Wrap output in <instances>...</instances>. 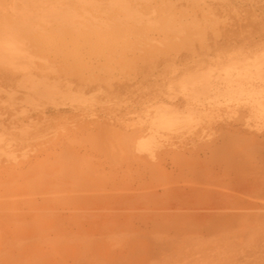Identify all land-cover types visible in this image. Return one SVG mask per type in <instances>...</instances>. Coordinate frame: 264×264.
I'll return each instance as SVG.
<instances>
[{
  "label": "rangeland",
  "instance_id": "rangeland-1",
  "mask_svg": "<svg viewBox=\"0 0 264 264\" xmlns=\"http://www.w3.org/2000/svg\"><path fill=\"white\" fill-rule=\"evenodd\" d=\"M260 41L264 0H0V195H6L0 199V264H94L95 256L102 264H264V149H259L264 148V80L256 75L264 69ZM4 43L12 46L6 49ZM21 63H34L24 66L28 73L40 70L30 72L32 79ZM195 84H211L210 91L197 98ZM14 92L18 97L12 98ZM68 92L72 95H62ZM20 94L28 101L22 103ZM152 108L156 113L176 110L191 121L155 129L159 113ZM12 111L24 112L12 116ZM183 116H177L179 122ZM180 127L184 136L176 138ZM135 128L144 129L147 141L151 134L157 145L144 151L139 146V151L136 146L146 142L139 136L132 151L129 131ZM99 138H109L108 145ZM135 151L154 170L138 161ZM254 177L262 187L252 197L240 187ZM72 234L85 243L69 240ZM43 240H52L53 249Z\"/></svg>",
  "mask_w": 264,
  "mask_h": 264
},
{
  "label": "bare ground",
  "instance_id": "bare-ground-1",
  "mask_svg": "<svg viewBox=\"0 0 264 264\" xmlns=\"http://www.w3.org/2000/svg\"><path fill=\"white\" fill-rule=\"evenodd\" d=\"M52 15H53V14H52ZM52 15H51V16H52ZM59 15H60V14H57V16H59ZM64 15H68V14H64ZM61 16H63V15H61ZM83 18H84V17H83ZM104 25H105V24H104ZM106 28H107V27H106ZM9 39H10V38H9ZM2 40H5V39H2ZM9 41H10V40H9ZM15 41H16V40H15ZM11 42H14V41L12 40ZM124 42H125V41H124ZM260 42H264V41H260ZM239 45H241V43H240ZM4 46H5V48L7 49V46H8V48H9V47H11L12 45H10V44L8 45V43H7V44L4 43V44H3V47H4ZM19 46H20V45H19ZM254 46H255V45H254ZM3 47H2V48H3ZM251 47H252V46H251ZM252 48H253V47H252ZM18 50H19V49H18ZM242 50H243V48H242ZM2 51H3V50H2ZM2 51H1V52H2ZM4 51H5V50H4ZM19 51H20V50H19ZM191 51H192V50H191ZM6 52H7V51H6ZM198 52H199V51H198ZM3 53H4V52H3ZM216 53H217V52L215 51L214 54H216ZM5 54H8V53H5ZM9 54H10V53H9ZM11 54H12V53H11ZM19 54H20V53H19ZM21 54H22V53H21ZM12 55H13V54H12ZM222 55H223V54H222ZM1 56H2V55H1ZM18 56H19V55H18ZM22 56H23V54H22ZM25 56H26V55H25ZM28 56H29V54H28ZM16 57H17V56H16ZM20 57H21V56H20ZM29 57H30V56H29ZM11 58H13V60H14V57H11ZM22 58H23V57H22ZM24 58H25V57H24ZM43 59H45V58H43ZM13 60H9V61H13ZM20 60H21V59H20ZM23 60H24V59H23ZM35 60L37 61L36 58H35ZM35 60H34V61H35ZM39 60H42V58H40V59L38 58V61H39ZM5 61H7V60H5ZM14 61H17V60H14ZM18 61H19V60H18ZM29 61H30V60H29ZM32 61H33V59H32ZM43 61L46 62V60H42V61H40V62H41V63H44ZM0 62H1V61H0ZM30 62H31V61H30ZM24 63H25V62H24ZM28 63H29V62H28ZM31 63H32V62H31ZM31 63H30V64H31ZM204 63H205V62H204ZM233 63H234V62H233ZM2 64H3V63H1V65H2ZM30 64H29V65H30ZM228 64H229V63H228ZM16 65H17V64H16ZM21 65H22V63H21ZM21 65H20V66H21ZM29 65H27V64L25 65V64H24V65H22V67H24V66H29ZM32 65L35 66L34 63H33V64H31V68L33 67ZM18 66H19V65H18ZM20 66H19V68H21L20 70H21L22 72H23V70L26 72L27 67H26V69H25V67H24L23 70H22V67H20ZM237 66H239V65H237ZM10 67H12V65H11ZM16 67H17V66H16ZM44 67H45V66H44ZM28 68H30V66H29ZM36 68H37V67H36ZM36 68H33L32 70H29V73H28V72H26V73L30 74V72L34 71ZM11 69H12V68H11ZM16 69H18V67H17ZM51 69H52V68H51ZM51 69H50V68L47 69V67H46L45 71H46V70L49 71V70H51ZM13 70H15V69L13 68ZM18 70H19V69H18ZM20 70H19V71H20ZM36 70L39 71L40 68H39V70H38V69H36ZM36 70L34 71V73L37 72ZM42 70H43V69H42ZM42 70H41L40 72H42ZM21 71H20V72H21ZM45 71L42 72V73H45ZM259 71H260L261 73L256 74L257 77H258V78L260 77L261 80H264V69L262 68V69H260ZM16 72H17V71H16ZM25 72H23L24 75L22 74V76H21L22 78L26 75ZM49 72H50V71H49ZM53 72H55V70H54ZM53 72H51V73H53ZM37 73H38V72H37ZM37 73H36V74H37ZM42 73H41V74H42ZM186 73H187V72H186ZM12 74L14 75V73H12ZM15 74H16V73H15ZM229 74H230V73H228L227 75H229ZM20 75H21V74H20ZM182 75H183V74H181V76H182ZM26 76H27V75H26ZM26 76H25V77H26ZM30 76L32 77L33 75L30 74ZM179 76H180V75H179ZM187 76H189V75L187 74ZM14 77H15V76H14ZM21 77H20V78H21ZM25 77H24V80H23L22 78H21V79H22L24 82H27V80H28L29 78L27 77V80H25ZM31 77H30V78H31ZM33 77H34V76H33ZM33 77H32V79H33ZM40 77H41V76H40ZM92 77H94V76L92 75ZM20 78H19V79H20ZM35 78H38V77L35 76ZM42 78L44 79L45 77L43 76V77H41V79H42ZM59 78H60V77H59ZM64 78H65V77H64ZM189 78H190V76H189ZM9 79H10V78H9ZM19 79H18V82H17V83L21 82V81H20L21 79H20V80H19ZM38 79H40V78H38ZM75 79H76V78H75ZM184 79L186 80L185 77H184ZM59 80H60V79H59ZM63 80H65V79L62 78L61 81H63ZM182 80H183V79H182ZM9 81H10V80H9ZM31 81H33V80H31ZM31 81L29 80V84H30V83H31V84H34V83H32ZM35 81H37V80H34V82H35ZM54 81H55V80H54ZM24 82H23V83H24ZM37 82H38V81H37ZM45 82H46V84H47V82H48L50 85L53 83L52 80H51V82H50V81H46V79H45ZM86 82H87V81H86ZM182 82H183V81H182ZM182 82H181V83H182ZM187 82H189V81H187ZM27 83H28V82H27ZM54 83L56 84L57 81L54 82ZM58 83H59V81H58ZM67 83H68V82H67ZM25 84H26V83H25ZM29 84H28V85H29ZM31 84H30V85H31ZM38 84H42V83L40 82V83H38ZM107 84H108V83H107ZM185 84H186V83H185ZM185 84H184V85H185ZM34 85H35V84H34ZM52 85H53V84H52ZM180 85H183V84H180ZM184 85H183V86H184ZM237 85H238V84H237ZM38 86H40V85H38ZM53 86H54V85H53ZM165 86H167V84H166ZM194 86L197 88V89L195 88V89H196V92H197V93H196L197 95H195L196 97H197L198 95H202V96H203L204 94H206L207 92H209V91H210V88H211V84H195ZM232 86H233V85H232ZM244 86H245V85H244ZM36 87H37V86H36ZM65 87H66V86L64 85V86L61 87V88L64 89ZM188 87H189V86H188ZM191 87H193V86H191ZM262 87H263V86H262ZM48 88H49V86H48ZM184 88H185V87H184ZM246 88H247V87H246ZM252 88H253V87H252ZM34 89H36V88L34 87ZM52 89H53V88H51V91H52ZM212 89H213V88H212ZM1 90H2V89H0V91H1ZM24 90H26V88H24ZM39 90H40V89H39ZM48 90L50 91V89H48ZM2 91H3V90H2ZM2 91H1V92H2ZM262 91H263V89H262ZM1 92H0V93H1ZM26 92H27V90H26ZM29 92H30V90H29ZM33 92H34V91H31L32 94H34V93L37 94L36 92H34V93H33ZM248 92H250V91H248ZM252 92H253V91H252ZM260 92H261V91H260ZM14 93H15V92H14ZM14 93H10V94H14ZM41 93H43V92H41ZM55 93H56V92H55ZM1 94H2V93H1ZM4 94H5V95H6V94L9 95L8 93H5V91H4ZM16 94H17V93H15V95H14L12 98H14L15 96H17ZM35 94H34V95H35ZM66 94H67V96H66ZM74 94H75V92H74ZM212 94H213V93H212ZM7 95H6V97H7ZM18 95H19V94H18ZM20 95L22 96V98L24 97V98H23L24 100L22 99L23 102H22L21 100H16L17 98H16V99H12V98H11V99L14 100V101L16 100V101H18V102L21 101L22 103H24V101H25V102L28 101V99H27V100L25 99V98H26L25 96H23L22 94H20ZM26 95H27V94H26ZM40 95H41V94H40ZM40 95L38 96L39 98H40ZM46 95L50 96L51 94L47 93ZM62 95L66 96V97H69L68 95H72V94L68 92V93H65V94H62ZM62 95H61V96H62ZM42 96H43V94H42ZM53 96H54V95H53ZM64 96H63V97H64ZM76 96H78V94H76ZM181 96H183V95H181ZM17 97H18V96H17ZM44 97H46V96H44ZM78 97H80V95H79ZM19 98H20V97H19ZM47 98H48V97H47ZM56 98H57V97H56ZM70 98H71V96H70ZM73 98H74V97H73ZM89 98H90V97H88V99H89ZM197 98H198V97H197ZM45 99H46V98H45ZM45 99H44V100H45ZM50 99H51V98H50ZM62 99H63V98H61V100H62ZM78 99H80V98H78ZM78 99H76V101H77ZM88 99H87V100H88ZM90 99H91V98H90ZM90 99H89V100H90ZM146 99H147V97H146ZM183 99H184V98H183ZM254 99H255V98H254ZM46 100H47V99H46ZM68 100H70V99L68 98ZM68 100H65V102L68 101ZM71 100H72V99H71ZM82 100H83V99H82ZM84 100H85V99H84ZM89 100H88V101H89ZM91 100H92V99H91ZM144 100H145V99H144ZM251 100H252V99H251ZM47 101H50V100H47ZM57 101H60V100H59V97H58ZM80 101H81V99H80ZM142 101H143V100H142ZM52 102H53V101H52ZM69 102L72 103L71 101H68V103H69ZM78 102H79V101H78ZM257 102H258V101H257ZM31 103H32V102H31ZM85 103H86V102H85ZM91 103H92V102H91ZM93 103H94V102H93ZM253 103H254V102H253ZM1 104H3V103H1ZM47 104H48V103H47ZM79 104H80V103H79ZM137 104H138V103H137ZM4 105H5V104H4ZM139 105H140V104H139ZM159 105H160V104H159ZM260 105H261V104H260ZM260 105H259V107H260ZM163 107H164V106H163ZM167 107H168V106H167ZM185 107H186V106H185ZM255 107H256V106H255ZM257 108H258V107H257ZM257 108H256V109H257ZM153 109H154V108H152V110H153ZM155 109H156V108H155ZM167 109H168V108H167ZM201 109H202V108H201ZM250 109L252 110V108H250ZM253 109H254V108H253ZM15 110H17V109H15ZM152 110H151V112L154 113L155 111L153 110V111H154V112H153ZM159 110H160V109H159ZM194 110H196V109H194ZM203 110H204V109H203ZM259 110H260V108H259ZM18 111H20V110H18ZM24 111H25V110H24ZM24 111H21V112H19V113H22V112H24ZM147 111H148V110H147ZM198 111H199V110H198ZM248 111H249V110H248ZM257 111H258V110H257ZM261 111H264V110H261ZM12 112H13V111H12ZM14 112H15V111H14ZM14 112H13L14 115H12V116H15V113H16V115L19 114V113H17V111H16L15 113H14ZM26 112H27V111H26ZM148 112H150V111H148ZM151 112H150V113H151ZM156 112H157V111H156ZM156 112H155V113H156ZM255 112H256V111H255ZM9 113H10V112H9ZM143 113H145V112H143ZM155 113H154V114H155ZM158 113H159L160 115H159ZM158 113H156V114H158V115H157V118H155L154 121H153L154 127L156 126L155 129H157L158 127H160V128H162V129L170 130V129H173V128L176 126V123H177V122H178V123H177V125H178L179 123H184V121H186V123H188L189 121H191L190 119L187 120L188 118L185 120V119H184V116H183L184 114H182L181 112H180L181 114H179V111H176V110H171V109H170V110H165V109H164L163 111L160 110V112H158ZM187 113H188V112H187ZM195 113H196V112H195ZM200 113H202V112H200ZM200 113H199V115H200ZM253 113H254V112H253ZM146 114H147V113H146ZM188 114H190V113H188ZM203 114H204V111H203ZM214 114H215V113H214ZM5 115H6V114H5ZM19 115H20V114H19ZM149 115H150V114H149ZM151 115H153V114H151ZM179 115H182V116H183V119H182L183 122H179V121L181 120V118H182L181 116H180L181 118L179 117V118H180L179 120L177 119V116H179ZM186 115H187V114H186ZM199 115H198V116H199ZM204 115H205V114H204ZM204 115H203V116H204ZM12 116H11L10 118H12ZM189 116H190V115H189ZM198 116H197V117H198ZM243 116H244V114L242 115V117H243ZM201 117H202V115H201ZM205 117H206V116H205ZM205 117H204V118H205ZM260 117H261V116H260ZM192 119H193V118H192ZM194 120H195V119H194ZM187 121H188V122H187ZM150 122L152 123V121H150ZM207 122H208V121H207ZM151 123H150V124H151ZM192 123H193V122H192ZM8 124H9V123H8ZM184 124H185V123H184ZM189 124H191V122H190ZM189 124H188V125H189ZM245 124H246V123H245ZM129 125H130V124H128V126H129ZM151 125H152V124H151ZM18 126H19V125H18ZM143 126H144V125H143ZM178 126H179V125H178ZM178 126H177V127H178ZM105 127H106V126H105ZM105 127H104V128H105ZM129 127H130V126H129ZM144 127H145V126H144ZM186 127H187V126H186ZM106 128H107V127H106ZM126 128H127V127H126ZM132 128L134 129V127H132ZM191 128H192V127H191ZM229 128H230V127H229ZM240 128H241V127H240ZM133 129H132V130H133ZM146 129H147V128H145V130H146ZM148 129H149V128H148ZM176 129H177V128H176ZM182 129H183V128H182ZM220 129H221V128H220ZM223 129H224V128H223ZM132 130H131V131H132ZM135 130H136V128H135ZM135 130H134V131H135ZM139 130H140V129H139ZM139 130H136L134 133H132V132L129 131V134H130V135H129V134H128V135L131 137V141H132V143H133V145H131V144L128 145L130 148H131V146H134V144H136V142H135V143L133 142L134 139H135V141H137V140L140 139L139 136H141V137H144V136H145V135H143V134H144V132H143L144 129L142 130V128H141V130H142V131L140 130L141 132H140ZM238 130H239V129H238ZM117 131H118V130H117ZM119 131H120V129H119ZM146 131H147V130H146ZM212 131H213V130H212ZM224 131H225V130H224ZM226 131H227V130H226ZM239 131H240V130H239ZM89 132H90V131H89ZM89 132H88V134H89ZM139 132H140V133L143 132V133H142L143 136H142V135H139V134H140ZM147 132H148V131H147ZM90 133H92V132H90ZM119 133H120V132H119ZM152 133H154V132H152ZM186 133H187V131H186ZM227 133H228V132H227ZM237 133H238V131H237ZM240 133H241V132H240ZM248 133H249V132H248ZM86 134H87V133H86ZM97 134H98V133H97ZM97 134H96V136H97ZM102 134H103V131H102ZM107 134H108V133H107ZM122 134H123V131H122ZM145 134H146V133H145ZM147 134H148V133H147ZM154 134H155V133H154ZM174 134H175L174 137H176V138H177L178 136H180V135L182 136V135H183V131H181V127H180V130H179L177 133H174ZM215 134H216V133H215ZM234 134H235V133H234ZM242 134H243V133H242ZM89 135H90V134H89ZM91 135L94 136V134H91ZM103 135H104V134H103ZM157 135H158V134H157ZM186 135H187V134H186ZM201 135H202V134H201ZM201 135H200V136H201ZM207 135H208V134H207ZM207 135H206V136H207ZM212 135H213V134H212ZM239 135L241 136V134H239ZM239 135H238V136H239ZM243 135H245V134H243ZM1 136H3V135H1ZM1 136H0V137H1ZM112 136H113V135H112ZM126 136H127V134H126ZM147 136H148V135H147ZM149 136H150V137H149ZM149 136H148V138H149L148 141L145 139L146 136L144 137V139H145V141H146L145 143H144V140H141V139H142V138H141V139H140L141 141L139 140V141H140L139 145L136 144V145H138V146H136V147L138 148V147L140 146V147L142 148V150H143V149H146V147H147L149 144H151V145H149V146H154V145L156 144V140L154 139V140H155V142H154L153 137L151 136V134H149ZM171 136H172V135H171ZM183 136H184V135H183ZM226 136H228V135H226ZM245 136H247V135H245ZM249 136H250V135H249ZM251 136H252V134H251ZM251 136H250V137H251ZM4 137H5V135H4ZM6 137H8V136H6ZM109 137H110V136H109ZM117 137H118V136H117ZM120 137H122V138H128V136L125 137V136H122V135H121ZM136 137H138L139 139L136 138ZM172 137H173V136H172ZM208 137H209V136H208ZM208 137H206V139H207ZM234 137H235V139H236V136H235V135H234ZM2 138H3V137H2ZM97 138H98V136H97ZM97 138L95 137V140H96ZM122 138H121V139H122ZM148 138H147V139H148ZM158 138H159V137H158ZM160 138H161V137H160ZM194 138H195V137H194ZM194 138H193V139H194ZM227 138H228V137H227ZM71 139H72V138H71ZM83 139H84V138H83ZM106 139H107V140H106ZM106 139L104 138V139H102L103 141H101L100 138H99L97 141H98V142L101 141L102 144H107V145H108L107 142H108V139H109V138H106ZM238 139H239V137H238ZM73 140H74V139H72L71 141L73 142ZM84 140H85V139H84ZM84 140H83V141H84ZM88 140H89V142H90V144H91V147H92V149H93V145H92L93 143H91V141H92L93 139H88ZM99 140H100V141H99ZM105 140H106L107 142H105ZM263 140H264V138H263ZM263 140H260V142L262 141V143H263ZM17 141H18V140H17ZM29 141H30V140H29ZM77 141L80 142V139H78V140H74V142H75L76 144H77ZM81 141H82V138H81ZM86 141H87V140H86ZM200 141H201V140H200ZM216 141H217V140H216ZM249 141H250V140H249ZM0 142H3V141L0 139ZM5 142H7V141H5ZM21 142H22V141H21ZM26 142H27V141H26ZM72 142H71V143H72ZM89 142L87 141V143H89ZM98 142L95 141L96 144H97ZM141 142H143V143H141ZM195 142H196V141H195ZM17 143H18V142H17ZM85 143H86V142H85ZM152 143H153V144L155 143V144L152 145ZM197 143H198V142H197ZM203 143H204V142H203ZM262 143H259V144L261 145ZM7 144H8V143H7ZM158 144H159V143H158ZM156 145H157V144H156ZM160 145H161V144H160ZM163 145H164V144H163ZM168 145H169V143H168ZM200 145H201V144H200ZM122 146H123V145H122ZM164 146H165V145H164ZM164 146H163V147H164ZM181 146H182V145H181ZM210 146H211V145H210ZM102 147H103V146H102ZM123 147H124V146H123ZM160 147H162V145H161ZM169 147H171V146H169ZM194 147H195V146H194ZM261 147H262V146H261ZM83 148H84V147H83ZM133 148H135V146L132 147V151H134ZM141 148H140V149H141ZM178 148H179V147H178ZM178 148H177V149H178ZM180 148H181V147H180ZM25 149H26V148H25ZM97 149H98V148H97ZM123 149H124V148H123ZM123 149H122V150H123ZM125 149H126V148H125ZM128 149H129V148H128ZM155 149H157V147H156ZM161 149H162V148H161ZM165 149H166V148H164L163 151H164ZM171 149H172V147H171ZM184 149H185V148H184ZM191 149H192V148H191ZM259 149H264V148H260V147H259ZM122 150H121L120 153H122L121 156L123 157V156H124V154H123L124 152H122ZM135 150H137V149H135ZM138 150H139V148H138ZM138 150H137V151H138ZM169 150H170V149H169ZM169 150L167 149L168 152H170ZM179 150H180V149H179ZM186 150H187V149H186ZM199 150H200V149H199ZM247 150H248V149H247ZM0 151H1V150H0ZM22 151H23V150H22ZM111 151H112V150H111ZM137 151H135L134 153L136 154ZM139 151H140V150H139ZM139 151H138V152H139ZM143 151H144V150H143ZM147 151H148V149L145 151V155H147V153H148ZM157 151H158V150H157ZM171 151H172V150H171ZM177 151H178V150H177ZM20 152H21V151H20ZM128 152H129V151H128ZM149 152H150V151H149ZM154 152H155V151H154ZM160 152H161V151H160ZM160 152H157V153L159 154ZM175 152H176V150H175ZM183 152H184V151H183ZM1 153H3V152H1ZM1 153H0V155H2ZM15 153H17V152H15ZM21 153H22V152H21ZM21 153H20V154H21ZM63 153H64V152H63ZM63 153H62V156L64 157ZM139 153H140V152H139ZM157 153H156V154H157ZM161 153H162V152H161ZM4 154H5V153H4ZM59 154H60V156H61V153H59ZM70 154H71V153H70ZM125 154H126V153H125ZM137 154H138V153H137ZM137 154H136V157L139 156V155H137ZM150 154H151V153H150ZM186 154H187V153H186ZM6 155H7V154H6ZM9 155H12V157H13V156H16L14 153L9 154ZM18 155H19V153H18ZM18 155H17V156H18ZM128 155H129V159H130V158L133 159V154H131V152H130V154L128 153ZM131 155H132V156H131ZM142 155H144V154L142 153ZM145 155H144V156H145ZM237 155H238V154H237ZM20 156H21V155H19L18 158H20ZM60 156H58V157H59V158H58L59 161H61V160L63 159V157L61 158ZM147 156H150V155L148 154ZM3 157H4V159H9V158H5L4 155H3ZM24 157H25V156H24ZM69 157H70V156H69ZM110 157H111V156H110ZM122 157H121V158H122ZM125 157H127V156L125 155ZM136 157H135L134 160H136ZM71 158H72V157H71ZM90 158H91V156H90ZM123 158H124V157H123ZM127 158H128V157H127ZM127 158H125V159H127ZM139 158H140V156L138 157V161L140 160ZM144 158L146 159V157H144ZM15 159H16V158H15ZM15 159H14V160H15ZM64 159H65V158H64ZM64 159H63V160H64ZM91 159H92V158H91ZM91 159H90V161H91ZM94 159H95V158H94ZM142 159H143V158H142ZM142 159H141V160H142ZM164 159H165V158H164ZM66 160H67V159H66ZM68 160H69V159H68ZM122 160H123V159H122ZM141 160H140V161H141ZM184 160H185V159H184ZM239 160H240V159H239ZM11 161H12V159H11ZM56 161H57V160H56ZM56 161H55V162H56ZM79 161H80V160H79ZM79 161H78V163L80 164ZM149 161H150V160H149ZM151 161H152V160H151ZM1 162H2V161H1ZM55 162H54V163H55ZM76 162H77V161H76ZM126 162H127V161H126ZM141 162H143V164L145 165L144 162H147V161H144V159H143ZM141 162H140V163H141ZM152 162H154V161H152ZM155 162H156V161H155ZM7 163H8V162H7ZM39 163H41V162H39ZM51 163H53V162H51ZM61 163H62V162H61ZM61 163H60V165H61ZM123 163H124V161H123ZM150 163H151V162H150ZM79 164H78V165H79ZM152 164H153V163L148 164L149 166H146V165H145V166H146V167H151V168H152V167H154ZM154 164H155V163H154ZM40 165H41V164H40ZM52 165H53V164H52ZM83 165H84V164H83ZM87 165H88V164H87ZM135 165L137 166L136 163H135ZM221 165H222V164H221ZM21 166H22V165H21ZM165 166H166V165H165ZM202 166H203V165H202ZM202 166L199 165V167H202ZM53 167H54V166H53ZM69 167H70V166H69ZM69 167H68V168H69ZM131 167H132V164H131ZM134 167H135V166H134ZM134 167H133V168H134ZM155 167H156V169H157V164L155 165ZM1 168H2V167H1ZM4 168H5V167H4ZM142 168H143V166H142ZM204 168H205V167H204ZM26 169H27V168H26ZM26 169H25V171H26ZM131 169H132V168H131ZM214 169H216V168H214ZM58 170H59V169H58ZM66 170H67V169H66ZM124 170H125V169H124ZM152 170H154V169L152 168ZM55 171H57V170L55 169ZM67 171H68V170H67ZM133 171H134V172H133ZM133 171H129L130 173L128 172V174L131 175V172H133L134 174H135V171L138 172V171H137V168H136V169H133ZM150 171H151V170H150ZM156 171H158V170H156ZM14 172H15V171H14ZM33 172H34V171H33ZM57 172H58V171H57ZM144 172H145V171H144ZM147 172H148V171H147ZM167 172H168V171H167ZM170 172H171V171H170ZM16 173H17V172H16ZM53 173H55V172H53ZM126 173H127V171H125V174H126ZM156 173H157V172H156ZM249 173H250V172H249ZM32 174H33V173H32ZM36 174H38V172H37ZM41 174H42V172H41ZM48 174L50 175V173H48ZM48 174H47V175H48ZM51 174H52V173H51ZM57 174L59 175L60 173H57ZM123 174H124V172H123ZM123 174H122V175H123ZM170 174H171V173H170ZM174 174H175V173H174ZM176 174H177V176H178L179 173L177 172ZM252 174H253V173H252ZM39 175H40V174H38L37 176H39ZM47 175H46V176H47ZM116 175H117V174H116ZM126 175H127V174H126ZM223 175H224V174H223ZM242 175H243V174H242ZM253 175H254V174H253ZM253 175H252V176H253ZM12 176H13V174H12ZM50 176H51V175H50ZM55 176H57V175L55 174L54 177H55ZM117 176H119V175H117ZM177 176H176V177H177ZM205 176H206V174H205ZM243 176H246V175H243ZM243 176H242V177H243ZM247 176L250 177L249 174H248ZM247 176H246V177H247ZM256 176H258V175H256ZM47 177H48V176H47ZM57 177H58V176H57ZM136 177H137V176H136ZM166 177H167V176H166ZM248 177H247V178H248ZM32 178H33V177H32ZM49 178H50V177H49ZM222 178H225V177L222 176L221 178H218V179H220V181H221ZM25 179H26V178H25ZM51 179H52V178H51ZM57 179H58V178H57ZM127 179H128V178H127ZM205 179H206V178H205ZM255 179H257V178L254 177V178L252 179L253 181H248V182H245L243 179H241V181H242V180L244 181L243 184L245 183V185L241 186L240 188L245 187V188H242V190H243V189H244V191H245V189H246L247 191L249 190V191H250L249 193L251 194V193L253 192V195H254L256 191L260 190V189L257 190V188L259 187V184H260V187H262L261 185H262V183H264V182H262V183L259 182V184H258V182L255 181ZM115 180H116V179H115ZM120 180H121V178H120ZM125 180H126V179H125ZM207 180H208V179H207ZM207 180H206V181H207ZM213 180H214V178H213ZM213 180L211 179L210 181H213ZM260 180H262V179H260ZM43 181H44V180H43ZM55 181H56V180H55ZM262 181H263V180H262ZM13 182H14V181H13ZM22 182L25 183V181H21L20 185L22 184ZM68 182H69V181H68ZM143 182H144V181H143ZM169 182H170V181H169ZM199 182H200V181H199ZM208 182H209V181H208ZM233 182H234V181H233ZM0 183H1V182H0ZM10 183H11V182H10ZM24 183H23V184H24ZM35 183H36V182H35ZM58 183H59V182H58ZM184 183H185V182H184ZM210 183H211V182H210ZM2 184H3V183H1L0 185H2ZM8 184H9V183H8ZM26 184H27V183H26ZM70 184H71V182H70ZM181 184H182V183H181ZM185 184H186V183H185ZM187 184H189V183H187ZM34 185H35V184H34ZM177 185H178V184H177ZM196 185H197V184H196ZM234 185H235V184H234ZM2 186H4V185H2ZM71 186H73V185H71ZM170 186H172V185H170ZM173 186H174V184H173ZM200 186H202V185H200ZM236 186L238 187L239 185H236ZM21 187H22V186H21ZM34 187H35V186H34ZM53 187H54V186H53ZM124 187H125V186H124ZM144 187L146 188L147 186H146V185H145V186L143 185V188H144ZM166 187H168V186H166ZM193 187H194V186H193ZM260 187H259V188H260ZM127 188H128V187H127ZM160 188H161V187H160ZM213 188H214V187H213ZM240 188H239V189H240ZM262 188H264V187H262ZM262 188H261V189H262ZM68 189H69V186H68ZM80 189H82V188H80ZM84 189H85V193H86V191H87V190H86V187H85ZM84 189H82V190L84 191ZM101 189H102V188H101ZM131 189H132V188H131ZM140 189H141V188H140ZM146 189H147V188H146ZM154 189H155V187H154ZM161 189H162V188H161ZM180 189H181V188H180ZM184 189H185V188H184ZM191 189H192V188H191ZM231 189H232V188H231ZM239 189H238L237 191H239ZM15 190H16V189H15ZM110 190H111V189H110ZM148 190H149V189H148ZM155 190H156V189H155ZM177 190H178V189H177ZM242 190H241V195L238 193L240 196H243V194H245L244 191H243L244 193L242 194ZM21 191H22V190H21ZM25 191H26V190H25ZM41 191H43V189H41ZM41 191H40V192H41ZM63 191H64V190H63ZM77 191H78V190H77ZM79 191H80V190H79ZM100 191H101V190H100ZM102 191H103V190H102ZM117 191H118V190H117ZM128 191L131 192L130 190H128ZM140 191H141V190H140ZM146 191H147V190H146ZM149 191H150V190H149ZM189 191L192 192V191H194V190L192 189V190H189ZM237 191H236V193H237ZM247 191H246V195H247ZM10 192H11V191H10ZM44 192H45V191H43L42 193H44ZM80 192H81V191H80ZM107 192H108V191H107ZM115 192H116V191H115ZM121 192H122V191H121ZM136 192H137V191H136ZM260 192H261V191H260ZM46 193H47V192H46ZM48 193H49V192H48ZM59 193H61V191H59ZM59 193H57L56 195H60ZM90 193H91V192H90ZM144 193H145V192H144ZM176 193H177V192H176ZM182 193L184 194V193H186V191H185V192L183 191ZM232 193H233V191H232ZM14 194L16 195V193H14ZM14 194H13V195H14ZM44 194H45V193H44ZM62 194H64V193H62ZM62 194H61V195H62ZM70 194H71V193H70ZM70 194H68V195H70ZM73 194H74V193H73ZM145 194L147 195L148 192L145 193ZM183 194H182V195H183ZM186 194H187V193H186ZM186 194H185V195H186ZM3 195H5V193L2 194V195H0V197H1L0 199H4V197H5L6 195H5V196H3ZM15 195H14V196H15ZM18 195H19V194H18ZM36 195H37V194H36ZM46 195H48V194H46ZM52 195H53V194H52ZM61 195H60V196H61ZM64 195H66V194H64ZM75 195H76V194H75ZM77 195H78V194H77ZM142 195H144V194H142ZM161 195H162V194H161ZM225 195H226V194H225ZM225 195H224V196H225ZM234 195H235V194H234ZM236 195H237V194H236ZM255 195H256V194H255ZM7 196H8V195H7ZM16 196H17V195H16ZM20 196H21V195H20ZM20 196H18V198H19ZM39 196L44 197V195H39ZM50 196H51V195H50ZM144 196H145V195H144ZM147 196H149V194H148ZM158 196L160 197V194H159ZM186 196H187V195H186ZM226 196H227V195H226ZM226 196H225V198L223 197V199H224L225 201H230V199H229L230 196L228 195V196H229L228 198H227ZM251 196H252V194H251ZM8 197H9V196H8ZM11 197H12V195H11ZM23 197H26V195L23 196ZM27 197H28V196H27ZM30 197H31V196H30ZM45 197H46V196H45ZM91 197H92V196H91ZM91 197H90V198H91ZM127 197H128V196H127ZM234 197H235V196H234ZM236 197H237V196H236ZM244 197H245V196H244ZM252 197H253V196H252ZM6 198H7V197H6ZM20 198H21V197H20ZM33 198H34V197H33ZM40 198H41V197H40ZM117 198H118V197H117ZM117 198H116V199H117ZM129 198L132 199V197H129ZM160 198H161V197H160ZM211 198H212V197H211ZM214 198H215V197H213V199H214ZM230 198H231V197H230ZM257 198H258V197H257ZM9 199H11V198H9ZM12 199L14 200L15 198H12ZM21 199H23V198H21ZM21 199H20V200H21ZM31 199H32V198H31ZM172 199H173V198H172ZM216 199L219 201V198H218V197H217ZM228 199H229V200H228ZM87 200H88V199H87ZM113 200H114V199H113ZM124 200H125V199H124ZM211 200H212V199H211ZM217 200H215V201H217ZM232 200H233V199H232ZM18 201H19V200H18ZM51 201H52V200H51ZM89 201H90V200H89ZM122 201H123V200H122ZM125 201H126V200H125ZM212 201H214V200H212ZM104 202H105V201H104ZM129 202H130V201H129ZM171 202L175 203L176 201H175V200H173V201L171 200ZM222 202H223V201H222ZM245 202H246V201H245ZM16 203H17V202H16ZM94 203H95V202H94ZM119 203H120V202H119ZM163 203H164V202H163ZM207 203H208V202H207ZM213 203H215V202H213ZM21 204H22V203H21ZM120 204H121V203H120ZM120 204H118V205L120 206ZM122 204L125 205V203H122ZM144 204H145V203H144ZM183 204H184V203H183ZM198 204H199V203H198ZM198 204H196V205H198ZM223 204H224V203H223ZM230 204H231V203H230ZM137 205H138V204H137ZM137 205H136V207H137ZM176 205H177V203H176ZM210 205H213L212 202H211ZM215 205H216V204H215ZM101 206H102V205H101ZM125 206H126V205H125ZM144 206H145V205H144ZM185 206H186V208H184V209H187V205H185ZM202 206H203V205H202ZM217 206H218V205H217ZM220 206H221V205H220ZM229 206H230V205H229ZM236 206H237V205H236ZM16 207H17V204H16ZM84 207H85V206H84ZM133 207H134V205H133ZM133 207H132V208H133ZM167 207H168V206H167ZM170 207H171V206H170ZM177 207H178V206H177ZM196 207H197V206H196ZM200 207H201V206H200ZM200 207H199V208H200ZM205 207H208V206H205ZM212 207H213V206H212ZM218 207H219V206H218ZM11 208H12V207H11ZM39 208H40V207H39ZM124 208H125V207H124ZM175 208H176V206H175ZM182 208H183V207H182ZM201 208L203 209V207H201ZM213 208H214V207H213ZM222 208H223V207H222ZM222 208H221V209H222ZM17 209H18V208H17ZM115 209H116V208H115ZM120 209H121V208H120ZM127 209H128V208H127ZM129 209H131V208H129ZM164 209H165V208H164ZM169 209H170V208H169ZM172 209H173V208H172ZM177 209H178V208H177ZM177 209H175V210H177ZM189 209H190V208H189ZM189 209H187V210L189 211ZM208 209H209V207H208ZM211 209H212V208H211ZM224 209H227V206H226V207L224 206ZM228 209H231V208L228 207ZM42 210H43V209H42ZM51 210H52V209H51ZM170 210H171V209H170ZM236 210H238V212H239V209H238V208H237ZM241 210H243V208H241ZM37 211H38V210H37ZM83 211H84V210H83ZM117 211H118V210H117ZM119 211H120V210H119ZM141 211H143V210H141ZM159 211H160V210H159ZM172 211H173V210H172ZM182 211H183V210H182ZM194 211H195V210H194ZM197 211H200V209H199V210L197 209ZM203 211H204V210H203ZM211 211H212V210H211ZM214 211H221V210H219V209L216 210V208H215ZM214 211H213V212H214ZM225 211H226V210H225ZM43 212H45V211H43ZM61 212H62V211H61ZM69 212H70V211H69ZM73 212H74V211H73ZM89 212H90V211H89ZM231 212H233V211H231ZM101 213H102V212H101ZM203 213H204V212H203ZM28 214H29V213H28ZM28 214H27V215H28ZM31 214H32V213H31ZM116 214H117V213H116ZM167 214H168V213H167ZM215 214H216V213H215ZM6 215H7V214H6ZM6 215H5V217H6ZM9 215H10V214H9ZM17 215H18V214H17ZM17 215H16V216H17ZM20 215H21V214H20ZM20 215H19V216H20ZM29 215H30V214H29ZM47 215H49V214H47ZM83 215H84V214H83ZM83 215H82V216H83ZM91 215H92V214H91ZM93 215L95 216L96 214H93ZM93 215H92V216H93ZM142 215H143V214H142ZM205 215H206V214H205ZM216 215H217V214H216ZM25 216H26V215H25ZM25 216H24V217H25ZM31 216H32V215H31ZM84 216H85V215H84ZM1 217H3V215H1ZM20 217H21V216H20ZM26 217H27V216H26ZM32 217H33V216H32ZM49 217H50V216H49ZM89 217H91V216L89 215ZM95 217H96V216H95ZM17 218H18V217H16V219H17ZM27 218H28V217H27ZM40 218H41V217H40ZM86 218H87V217H86ZM204 218H205V217H204ZM13 219H15V218H12V220H13ZM16 219H15V220H16ZM24 219H26V218H24ZM24 219H23V220H24ZM69 219H70V218H69ZM83 219H84V218H83ZM88 219H89V218H88ZM19 220H20V219H19ZM21 220H22V219H21ZM23 220H22V221H23ZM28 220H29V219H28ZM59 220H60V219H59ZM80 220H82V219H80ZM150 220H151V219H150ZM4 221H5V220H4ZM57 221H58V220H57ZM60 221H61V220H60ZM60 221H59V223H60ZM98 221H99V219H98ZM158 221H159V220H158ZM11 222H13V221H11ZM11 222H9V223H11ZM15 222H16V221H15ZM17 222L20 223L21 221H17ZM0 223H1V221H0ZM6 223H7V222H6ZM25 223H26V222H25ZM46 223H47V221H46ZM64 223H65V222H64ZM80 223H81V222H80ZM88 223H89V222H88ZM256 223H257V222H256ZM15 224H16V223H15ZM26 224H27V223H26ZM28 224H29V222H28ZM57 224H58V223H57ZM73 224H74V223H73ZM73 224H72V225H73ZM109 224H110V222H109ZM111 224H112V223H111ZM205 224H206V223H205ZM205 224H204V225H205ZM13 225H14V223H13ZM58 225H59V224H58ZM80 225H81V224H80ZM103 225H104V224H103ZM239 225H240V224H239ZM260 225H261V223H260ZM55 226H56V225H55ZM216 226H217V225H216ZM254 226H255V225H254ZM254 226H253V227H254ZM21 227H22V226H21ZM41 227H42V226H41ZM106 228H107V227H106ZM111 228H112V227H111ZM250 228H251V227H250ZM16 229H17V228H16ZM21 229H22V228H21ZM21 229H19V230L21 231ZM25 229H27L26 226H25ZM108 229H109V228H108ZM0 230H1V229H0ZM2 230H3V229H2ZM2 230H1V231H2ZM10 230H11V229H10ZM19 230H18V231H19ZM104 230H105V229H104ZM109 230H110V229H109ZM4 231H5V230H4ZM25 231H26V230H25ZM12 232L15 233L16 231H15V232L12 231ZM111 232H112V231H111ZM2 233H3V231H2ZM4 233H6V232H4ZM24 233H25V232H24ZM41 233H42V232H41ZM85 233H86V232H85ZM95 233H96V232H95ZM43 234H44V232H43ZM4 235H5V234H4ZM110 235H111V234H110ZM62 236H63V235H62ZM75 236H76V235H75ZM75 236H73V234H72V236H70V237H68V238H69V240H70V238H71V240H75V239L77 238V239H76L77 242H80V241H81V243H82V242L85 243V242H84L85 240L82 241V239H81V240L78 239V238H79L78 235H77L78 237H77V236L75 237ZM105 236L108 237L107 235H105ZM111 236H112V235H111ZM155 236H156V235H155ZM40 237H41V236H40ZM40 237H39V238H40ZM51 237H52V236H51ZM55 237H56V236H55ZM55 237H52L53 240L55 239ZM85 237H86V236H85ZM85 237H83V239H84ZM115 237H116V236H115ZM117 237H118V236H117ZM117 237H116V241H117ZM158 237H159V236H158ZM33 238H35V237H33ZM37 238H38V236H37ZM39 238H38V239H39ZM58 238H59V239H58V240H59L58 243L60 244V239H61V238H60V237H58ZM63 238H64V237H63ZM72 238H75V239H72ZM86 238H88V237H86ZM90 238H93V237H89V239H86V242H87L88 240L90 241ZM96 238H97V237H96ZM98 238H99V237H98ZM110 238H112V237H109V239H110ZM5 239H6V237H5ZM8 239H9V238H8ZM46 239H47V238H46ZM123 239H124V238H122V241H123ZM152 239H153V238H152ZM11 240H12V239H11ZM21 240H22V239H21ZM34 240H35V239H34ZM62 240L65 241V239H62ZM62 240H61V241H62ZM76 240H75V241H76ZM107 240H108V238H107ZM110 240H112V239H110ZM113 240H114V239H113ZM119 240H120V238H118V242H119ZM174 240H175V239H174ZM12 241L16 242L17 239H16V240H12ZM51 241H52V240H49V241H48V240H46V241L43 240V243H42V242H41V243H42V244H45V242H49V246L51 247V245H55L54 243H56L55 241H57V240H54V243H53V241H52L53 244H51ZM89 241H88V242H89ZM105 241H106V240H105ZM4 242H5V241H4ZM68 242H69V241H68ZM88 242H87V244H88ZM112 242H114V241H112ZM172 242H173V240H172ZM172 242H171V243H172ZM10 243H11V241H10ZM10 243H9V240H8V244H9V245H10ZM23 243H25V242L23 241ZM23 243H21V244H23ZM36 243H37V242H36ZM39 243H40V242H39ZM101 243H102V242H101ZM114 243H115V242H114ZM135 243H137V242H135ZM135 243H134V244H135ZM173 243H175V242H173ZM179 243H180V242H179ZM179 243H177V245H178ZM4 244H5V243H4ZM4 244H3V245H4ZM59 244H58V245H59ZM137 244H138V243H137ZM175 244H176V243H175ZM202 244H203V242H202ZM3 245H2V246H3ZM16 245H17V244H16ZM18 245H20V244H18ZM56 245H57V243H56ZM89 245H91L90 242H89ZM115 245H116V244H115ZM125 245H127V244H125ZM184 245H185V244H184ZM13 246H15V245H13ZM20 246H21V245H20ZM82 246H83V247H82V250H83L82 252H85V251H86V247H84L85 245H82ZM111 246H112V245H111ZM118 246H119V245H118ZM15 247H16L17 249L19 248L18 246H15ZM50 247H49V248H50ZM87 247L90 248V246H88V245H87ZM180 247H181V246H180ZM1 248H2V247H1ZM54 248H55V247H54ZM84 248H85V249H84ZM100 248H101V247H100ZM111 248H112V247H111ZM17 249H16V250H17ZM51 249H53V248L51 247ZM164 249H165V248H164ZM67 250H68V248H67ZM84 250H85V251H84ZM87 250H89V249H87ZM158 250H160V249H158ZM53 251H54V250H53ZM53 251H51L52 254H53ZM69 251H70V250H69ZM144 251H145V250H144ZM173 251H175V250H173ZM65 252H66V251H65ZM102 252H103V251H102ZM102 252H101V253H102ZM171 253L173 254V252H171ZM175 253H176V252H175ZM175 253H174V254H175ZM3 254H5V252H2V255H3ZM55 254H56V253H55ZM86 254H87V253H86ZM180 254H181V253H180ZM56 255H57V254H56ZM0 256H1V255H0ZM47 256H49V254H47L46 257H47ZM54 256H55V255H54ZM165 256H166V255H165ZM165 256H164V257H165ZM169 256H171V255H169ZM1 257H2V256H1ZM84 257H85V256H84ZM86 257H87V256H86ZM86 257H85V258H86ZM85 258H82V259L85 261ZM90 258H91V257H90ZM90 258L87 257L86 260H88V259H90ZM97 258H98L97 256L94 257V259L98 260L99 262L93 260L94 264H98V263H99V264H102V262L100 263L101 260H100V259H97ZM183 258H184V257H183ZM183 258H182V259H183ZM42 259H43V257H42ZM133 259H134V258H133ZM133 259H132V260H133ZM141 259H142V258H141ZM39 260H40V259H39ZM162 260H163V259H162ZM162 260H161V261H162ZM178 260H179V259H178ZM178 260H177V262H178ZM32 261H35L36 263H40V261H39V262H37L36 260H32ZM84 261H81V260H80V262H84ZM102 261H103V260H102ZM125 261H126V259H125ZM168 261H169V259H168ZM180 261H181V259H180ZM97 262H98V263H97ZM123 262H124V261H123ZM206 262H207V261H206ZM23 263H24V261H23ZM40 264H41V263H40Z\"/></svg>",
  "mask_w": 264,
  "mask_h": 264
}]
</instances>
